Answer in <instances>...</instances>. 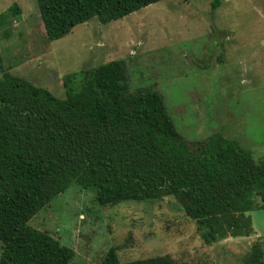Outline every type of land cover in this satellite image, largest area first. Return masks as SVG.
Returning <instances> with one entry per match:
<instances>
[{
	"label": "trees",
	"instance_id": "16d2710c",
	"mask_svg": "<svg viewBox=\"0 0 264 264\" xmlns=\"http://www.w3.org/2000/svg\"><path fill=\"white\" fill-rule=\"evenodd\" d=\"M160 1L35 0L49 41ZM19 14L14 4L0 22ZM63 88L57 98L8 74L0 54V264L74 259L72 249L28 225L72 185L93 191L102 206L171 196L211 239L253 232L245 214L264 207V159L220 134L189 147L157 91H131L121 60L68 74ZM118 250L110 247L99 264H175L169 256L122 263ZM263 256L256 242L243 264H264Z\"/></svg>",
	"mask_w": 264,
	"mask_h": 264
},
{
	"label": "rangeland",
	"instance_id": "374dc122",
	"mask_svg": "<svg viewBox=\"0 0 264 264\" xmlns=\"http://www.w3.org/2000/svg\"><path fill=\"white\" fill-rule=\"evenodd\" d=\"M213 1L161 0L49 41L35 0H0V14L20 9L0 22L3 66L63 98L64 76L121 60L131 91H157L189 147L220 134L262 160L264 0H220L215 9ZM245 216L251 234L211 239L171 196L102 206L72 185L28 225L72 249L69 264H99L110 247L122 263L169 256L175 264H243L256 242L264 254V207Z\"/></svg>",
	"mask_w": 264,
	"mask_h": 264
}]
</instances>
